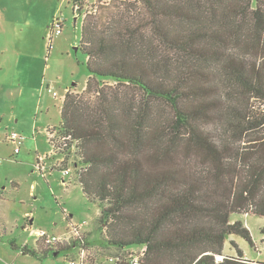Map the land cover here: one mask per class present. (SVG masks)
<instances>
[{
  "label": "trees",
  "instance_id": "trees-1",
  "mask_svg": "<svg viewBox=\"0 0 264 264\" xmlns=\"http://www.w3.org/2000/svg\"><path fill=\"white\" fill-rule=\"evenodd\" d=\"M81 29L86 86L50 129L107 243L145 245L142 264H264L235 240L224 254L231 235L254 245L232 214L264 218V0H117Z\"/></svg>",
  "mask_w": 264,
  "mask_h": 264
},
{
  "label": "rangeland",
  "instance_id": "rangeland-1",
  "mask_svg": "<svg viewBox=\"0 0 264 264\" xmlns=\"http://www.w3.org/2000/svg\"><path fill=\"white\" fill-rule=\"evenodd\" d=\"M113 1L117 0H83L87 14L95 12L100 4ZM73 2L0 0V118L7 113V118L13 119L10 123L12 128L6 126L7 118L3 122L0 120V264H66L67 259L81 264L79 247L62 251L57 256L50 253L41 257L23 254L20 247L21 244L35 247L39 229L65 237L72 233L73 225L82 224L85 220L87 224L82 227V231H91L88 238L90 244L86 242L90 250L86 264H117L107 258L125 256V249L109 245L104 230L97 227L100 212L98 204L92 203L83 194L76 179V168L70 165V172L64 177V170L55 167L62 156L53 151L47 131H35L31 135L27 133L21 143V152L18 153H15L16 145L9 143L6 138L8 128H17L18 123L27 126L29 119H35L37 112L34 102L39 100L40 95L36 92V79H33L29 69L31 64L26 63L24 52H37L43 48L47 56V42L55 19L62 18V33L57 35L59 40L54 41L52 52L44 66L54 80H58L64 71L70 87L81 92L86 86L89 76L85 65L86 57L77 48L82 36L83 18L74 10ZM51 60H54V65ZM20 81L24 83L23 96L19 95V89L16 90ZM56 89L61 92L59 87ZM46 94V99H49L51 95L47 91ZM62 103L60 99L53 100L49 111H43L44 115L50 121H59ZM255 106L257 110H264V105L260 102ZM17 119L20 121L17 122ZM204 128L212 139L219 140L221 131L217 125L208 124ZM16 131L20 130L17 128ZM38 155L44 158L48 155L45 173L36 166ZM27 219H33L32 224L26 222ZM236 220H242L250 230L254 245L251 246L242 236L231 235L224 245L225 254L237 255L236 249L230 244L231 240H237L245 258L264 262V237L260 233L264 218L234 213L231 221ZM72 240L73 238H69V241ZM11 241L19 247L13 248Z\"/></svg>",
  "mask_w": 264,
  "mask_h": 264
},
{
  "label": "crops",
  "instance_id": "crops-1",
  "mask_svg": "<svg viewBox=\"0 0 264 264\" xmlns=\"http://www.w3.org/2000/svg\"><path fill=\"white\" fill-rule=\"evenodd\" d=\"M59 40V37H57V35L55 37H52L50 39H48V42H47V45H48V52H47V56H46V53H45V50L43 48H41L39 51L37 50V52H32V51H25L24 52V56H25V61L28 65L31 64V74L33 76V79H36V92L38 93V95H40L39 97V100H36V102H34V106H35V112H37L36 116H35V119L31 120L29 119V123H27V126L26 125H22L20 123L17 124V128L20 130L18 132H25V133H22V134H33L35 131H39L41 132L43 130V132L47 131V129L50 128V126H55L59 123V121H56V122H53V120L50 121V119L48 118V116H45L44 115V112L43 111H49L50 109V106L51 104L53 103V100H57V99H60L61 102H63V97L66 95V91L69 89V90H77L78 92H80V90H78L77 88L75 87H70L69 85V81L66 80V72H62L59 76V79L58 80H54V78L52 77V75H49V70L44 66V64L47 62L48 60V55H50V53L52 52V47H53V43L54 41H58ZM51 43V46L49 48V44ZM53 58H54V52H53ZM45 61V62H44ZM50 61V59H49ZM53 62V65H54V60H51ZM47 64V63H46ZM52 68V66H51ZM21 85H17L19 89V95H24L23 92H24V83L23 81H20ZM76 83V82H75ZM74 83V84H75ZM52 88V90L56 91L59 93V95H61L63 92V94L61 95L62 99L60 97H55L50 91H49V88ZM59 87L61 89V92L59 90H57L56 88ZM84 89V87L81 89V91ZM16 90L14 91L16 93ZM46 91L48 93V95L50 94L51 97L49 99H46ZM61 93V94H60ZM37 98V97H36ZM8 114L7 113H4L2 115V117L0 118L1 122H3L5 120V118H7ZM60 116H61V112H60ZM61 120V118H60ZM13 121V119L11 120V117L7 118V124L6 126L9 127V128H12L11 127V122ZM20 120L17 119V122H19ZM7 130V135L8 133L12 132V131H16L17 128H13L12 130ZM26 138V136H25ZM38 138L37 137V141H38ZM20 152H21V149H20ZM37 166V165H36ZM66 182V181H65ZM69 183H71V181H69ZM99 215V214H98ZM32 220L33 219H30L26 222H29L30 224H32ZM90 230H83L82 231V234L84 236V240L90 244V241H89V234H90ZM69 236V235H68ZM237 241V240H236ZM238 242V241H237ZM38 243H40L41 245H44L39 239L36 240V245L35 247L38 246ZM15 244V247L14 248H18L19 245ZM25 245L27 244H21V251H22V247H24ZM29 246V245H28ZM30 247V246H29ZM75 247V246H74ZM23 254H26L25 252ZM225 254V252H224ZM55 255L57 256L58 254L55 253ZM227 255V254H225ZM228 256H235V255H228ZM248 259V258H247ZM252 260V259H251ZM252 261H256V260H252Z\"/></svg>",
  "mask_w": 264,
  "mask_h": 264
},
{
  "label": "built area",
  "instance_id": "built-area-1",
  "mask_svg": "<svg viewBox=\"0 0 264 264\" xmlns=\"http://www.w3.org/2000/svg\"><path fill=\"white\" fill-rule=\"evenodd\" d=\"M73 6H74V10L77 12V14L79 15L80 18L82 19V22L84 19L87 18L88 14L84 8V2L83 0H73ZM88 11V10H87ZM77 19V18H76ZM61 22H62V18H58L55 19L51 25V33L49 35L50 39L56 35H59L62 33V26H61ZM49 91L55 96V97H61V95H59L58 92L52 90V88H49ZM68 92H71L69 89L66 91V94ZM66 95L63 97V102L65 100ZM48 132V140L49 142L52 144L53 148H54V152H56L55 148H56V144L58 143V133L56 130L53 129H47ZM25 134H22L18 131H12L10 133H8V135H6L7 140L9 141V143H14L16 145L15 147V153L20 152L21 149V143L23 142V140L25 139ZM48 156V155H47ZM44 158V156L42 155H38V160H37V168H39L40 171H42L43 173H45V170H47V166L45 164L46 161V157ZM1 162V160H0ZM70 169L64 170V177L67 176L69 174ZM42 173V174H43ZM87 224V220H85L82 224L79 225H73L72 230H71V234L69 236H65V237H61V236H57V235H52L49 232L45 231V230H38V238L39 240L44 244V245H59V244H63V243H68L67 241H69V238H73L74 240L77 239H82L84 238L83 234H82V227L84 225ZM71 242V241H69ZM75 247H79L80 248V255H79V261L81 264H86V259L88 257V255L90 254V250L87 248V243L84 239H82L78 245H75ZM146 251H147V247L145 245L141 246V245H137V246H132L131 248L125 249V256H118V257H108L107 259L111 262H115V263H121V262H127L129 264H142L144 257L146 256ZM67 259V258H66ZM78 262L70 259H67L66 264H77Z\"/></svg>",
  "mask_w": 264,
  "mask_h": 264
}]
</instances>
